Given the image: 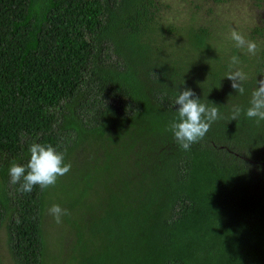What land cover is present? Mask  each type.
I'll list each match as a JSON object with an SVG mask.
<instances>
[{"label":"trees","instance_id":"trees-1","mask_svg":"<svg viewBox=\"0 0 264 264\" xmlns=\"http://www.w3.org/2000/svg\"><path fill=\"white\" fill-rule=\"evenodd\" d=\"M161 7L0 0V230L14 264H264V121L229 119L264 79V27L245 34L256 55L214 48L202 27L169 44ZM232 56L243 95L225 78ZM185 88L224 117L187 151L169 130ZM33 143L71 170L22 193L9 168ZM49 203L69 213L52 234Z\"/></svg>","mask_w":264,"mask_h":264},{"label":"clouds","instance_id":"clouds-1","mask_svg":"<svg viewBox=\"0 0 264 264\" xmlns=\"http://www.w3.org/2000/svg\"><path fill=\"white\" fill-rule=\"evenodd\" d=\"M231 39L237 48H246L251 55H256L258 45L255 41L246 38L242 33L231 30ZM240 63L238 56L230 58L229 69L225 75L231 81V87L243 95L245 92L244 82L248 79L247 74L235 68ZM184 83V81H183ZM256 88L251 94L249 107L243 109L236 105L232 108L229 119L238 120L243 112L248 119H253L257 125L264 121V79L256 82ZM177 117L169 125V130L173 133L179 147L185 151L190 149L192 144L202 140L210 130L213 122L224 119L219 107L211 103H204L198 98L190 88L179 91L175 99ZM30 159L26 165L13 163L9 168L10 182L20 183L19 191L30 193L34 186H39L40 190H46L56 185L58 178L66 175L71 170V164L65 162L66 153L58 151L52 145H42L33 143L29 146ZM22 181V182H21ZM48 212L53 216L56 223L61 222V217L68 215V210L54 204Z\"/></svg>","mask_w":264,"mask_h":264},{"label":"rangeland","instance_id":"rangeland-1","mask_svg":"<svg viewBox=\"0 0 264 264\" xmlns=\"http://www.w3.org/2000/svg\"><path fill=\"white\" fill-rule=\"evenodd\" d=\"M162 7L155 16L156 38L165 43H184L186 30L202 27L207 30L206 43L214 48L229 49L234 41L231 30L243 35L253 26L264 27V0H159ZM262 43L261 40L256 39ZM242 48H240L241 50ZM245 51V50H244ZM53 205L49 203L48 209ZM48 212V211H47ZM46 229L55 233L56 223L48 212ZM64 224L61 225L63 227ZM49 234V235H50ZM3 229L0 230V264H14L9 257Z\"/></svg>","mask_w":264,"mask_h":264}]
</instances>
